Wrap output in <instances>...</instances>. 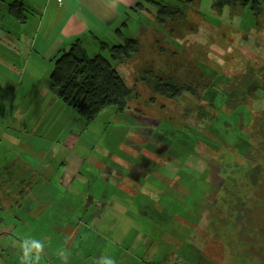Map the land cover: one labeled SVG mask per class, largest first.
<instances>
[{"label": "rangeland", "instance_id": "rangeland-1", "mask_svg": "<svg viewBox=\"0 0 264 264\" xmlns=\"http://www.w3.org/2000/svg\"><path fill=\"white\" fill-rule=\"evenodd\" d=\"M157 1L185 17L161 23L145 4L114 39L85 45L90 56L103 41L133 38L138 49L115 64L133 89L129 107L80 119L83 133L74 145L101 164L111 162L105 171L121 181L128 180L126 150L139 155L130 165L143 168L131 174L139 176L153 161L158 167L139 176L146 185L136 191L117 189L113 180L102 191L93 188L99 201L90 223L77 226L58 206L55 217L27 226L20 213H1L0 232L46 241L42 264H99L105 256L116 264H264V0L257 11L240 5L219 11L212 0ZM159 80L191 92L158 94ZM75 122L62 133L75 131ZM202 138L213 141V159ZM145 201L169 216H141Z\"/></svg>", "mask_w": 264, "mask_h": 264}, {"label": "crops", "instance_id": "crops-1", "mask_svg": "<svg viewBox=\"0 0 264 264\" xmlns=\"http://www.w3.org/2000/svg\"><path fill=\"white\" fill-rule=\"evenodd\" d=\"M144 1L63 0L58 5L55 0H0V214L16 211L27 219V226L39 217H55L58 206L67 213L66 219H76L79 226L96 218L94 202L99 200L94 199V192L102 191L101 185L107 187L113 180L117 189L122 185L130 191L145 187L139 176L149 177L146 173L158 163L151 162L154 166H149V171L135 176L132 169L143 168L130 164L138 162L139 155L125 149L130 164L123 173L128 180L114 178L105 171L107 165L114 167L111 162L101 164L90 158L83 146L75 148L84 122L49 85L54 61L62 51L80 37L84 45L93 44L99 37L114 39L115 29L136 16L132 8ZM14 2L21 3L22 19L17 17L18 10H10ZM72 121L79 122L78 128L62 133ZM81 150L83 155L78 152ZM146 158H142L144 162ZM158 177L164 178L162 174ZM56 189H60L59 198ZM32 197L35 203L30 201ZM145 203L139 207L141 216L152 219L168 215ZM101 208L103 211L104 206ZM81 211H86L85 217ZM2 228L0 225V231ZM20 237L0 232V264H9V259L11 264H23L18 251ZM183 243L180 249L185 248Z\"/></svg>", "mask_w": 264, "mask_h": 264}, {"label": "trees", "instance_id": "trees-1", "mask_svg": "<svg viewBox=\"0 0 264 264\" xmlns=\"http://www.w3.org/2000/svg\"><path fill=\"white\" fill-rule=\"evenodd\" d=\"M192 0H186L190 3ZM145 4L155 8L156 16L161 23L167 19L173 21L182 20L185 16L181 11H173L160 5L157 0H145L137 3L132 10L144 8ZM259 0H212V8L222 11L232 5L250 7L252 10H259ZM21 3L14 2L10 5L12 12L19 11ZM19 8V9H18ZM148 9V8H147ZM125 23L115 29V34ZM116 36V35H115ZM138 49V42L133 38H126L119 42H99V50L89 55L82 38H77L67 50L62 51L54 61L53 69L49 76V85L52 91L66 106L86 122L96 120L104 110L114 107L116 114L124 113L129 107L132 98V88H129L115 68L116 63L135 53ZM158 94L169 98H177L183 92H191L190 89L167 83L159 84L154 88ZM208 145V151L213 141L201 139ZM214 154L210 156L213 159ZM218 166V171L220 166ZM217 171V174H218Z\"/></svg>", "mask_w": 264, "mask_h": 264}, {"label": "clouds", "instance_id": "clouds-1", "mask_svg": "<svg viewBox=\"0 0 264 264\" xmlns=\"http://www.w3.org/2000/svg\"><path fill=\"white\" fill-rule=\"evenodd\" d=\"M46 249V241L42 239L25 236L19 241L18 251L23 264H42ZM99 264H116V260L111 256H105L99 261Z\"/></svg>", "mask_w": 264, "mask_h": 264}, {"label": "built area", "instance_id": "built-area-1", "mask_svg": "<svg viewBox=\"0 0 264 264\" xmlns=\"http://www.w3.org/2000/svg\"><path fill=\"white\" fill-rule=\"evenodd\" d=\"M58 5H61L63 0H55Z\"/></svg>", "mask_w": 264, "mask_h": 264}]
</instances>
